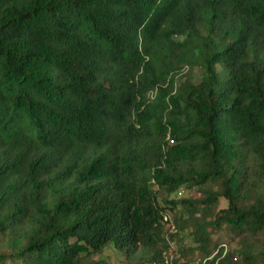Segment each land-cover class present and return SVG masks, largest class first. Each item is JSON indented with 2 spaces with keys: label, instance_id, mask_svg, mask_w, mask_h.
<instances>
[{
  "label": "trees",
  "instance_id": "trees-1",
  "mask_svg": "<svg viewBox=\"0 0 264 264\" xmlns=\"http://www.w3.org/2000/svg\"><path fill=\"white\" fill-rule=\"evenodd\" d=\"M107 249L264 264V0H0V264Z\"/></svg>",
  "mask_w": 264,
  "mask_h": 264
},
{
  "label": "rangeland",
  "instance_id": "rangeland-1",
  "mask_svg": "<svg viewBox=\"0 0 264 264\" xmlns=\"http://www.w3.org/2000/svg\"><path fill=\"white\" fill-rule=\"evenodd\" d=\"M198 76L194 79L196 80ZM196 193L189 191V192H181L180 195H178V198L181 197H195ZM176 198V197H175ZM171 199H174V196H171ZM227 206V203L224 199L219 200V209L225 208ZM213 237L215 240L218 241L219 244H226L228 246V249L230 250H236L237 249V240L234 238V235L227 229H214L213 230ZM104 261L107 262V264H120L118 257L116 256L115 252L112 249H107L101 256ZM197 264V263H195Z\"/></svg>",
  "mask_w": 264,
  "mask_h": 264
},
{
  "label": "built area",
  "instance_id": "built-area-1",
  "mask_svg": "<svg viewBox=\"0 0 264 264\" xmlns=\"http://www.w3.org/2000/svg\"><path fill=\"white\" fill-rule=\"evenodd\" d=\"M167 218L164 217V220H166ZM221 250H222V256L226 255V253L228 252V246L226 244H223L221 246ZM217 252L214 253V255L216 254ZM152 264H169L168 262H163V263H152Z\"/></svg>",
  "mask_w": 264,
  "mask_h": 264
}]
</instances>
